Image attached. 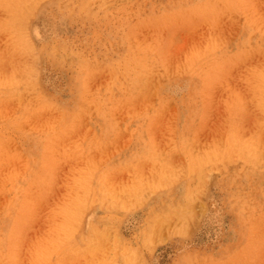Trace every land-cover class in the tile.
<instances>
[{
  "label": "rangeland",
  "instance_id": "374dc122",
  "mask_svg": "<svg viewBox=\"0 0 264 264\" xmlns=\"http://www.w3.org/2000/svg\"><path fill=\"white\" fill-rule=\"evenodd\" d=\"M0 264H264V0H0Z\"/></svg>",
  "mask_w": 264,
  "mask_h": 264
}]
</instances>
